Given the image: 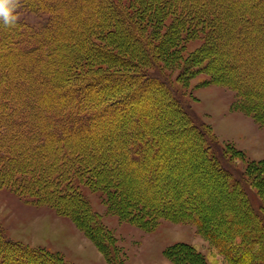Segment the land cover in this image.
Instances as JSON below:
<instances>
[{"label": "trees", "instance_id": "1", "mask_svg": "<svg viewBox=\"0 0 264 264\" xmlns=\"http://www.w3.org/2000/svg\"><path fill=\"white\" fill-rule=\"evenodd\" d=\"M16 3V22L0 21V185L72 215L111 264H120L115 238L80 193L83 185L104 191L123 219L147 229L161 218L192 222L230 260L264 264V168L257 178L254 165L238 177L223 163L212 128L157 62L177 50L168 52L166 38L147 35L151 23L169 15L175 36L204 35L186 65L202 62L212 82L236 90L238 109L264 122V0ZM23 7L47 14L46 22L25 23L18 18ZM15 58L25 71L13 72ZM181 142L190 146L189 156L199 152L215 171L222 186L217 191L229 200L213 207L199 184L174 177ZM246 184L257 191V202ZM174 257L183 264L205 260L188 243ZM0 264L72 263L13 240L0 227Z\"/></svg>", "mask_w": 264, "mask_h": 264}, {"label": "rangeland", "instance_id": "2", "mask_svg": "<svg viewBox=\"0 0 264 264\" xmlns=\"http://www.w3.org/2000/svg\"><path fill=\"white\" fill-rule=\"evenodd\" d=\"M47 16L24 7L18 14L19 19L34 27L43 25ZM173 23L174 19L169 15L160 23H151V27L147 29V35L152 32L158 39L166 38L165 41L170 42V46L162 42L165 50L178 52L175 57L163 58L157 62L165 67L176 85L184 92L182 98L186 105L202 122L212 128L209 129L211 132L208 131L213 133L212 136L220 145L215 153L219 157L223 156V163L238 177L248 173L251 165L259 166L257 171H253V178H257L262 171L261 167L264 168L259 163L264 159V122L238 109L239 98L236 90L212 82L210 72L202 69V62L186 65V58L205 42L204 35L196 33L180 37L178 34V38L175 36ZM11 63L13 72L20 73L27 68L19 58L13 59ZM180 72H183V76L178 82ZM182 134L188 136L190 133L185 130ZM176 149L177 163L181 167L174 177L185 175L189 181L199 184L213 207L223 203V199L229 200L225 193L217 191L222 188L221 179L206 165L199 152L196 155L192 152L194 155L189 156L190 146L182 142ZM182 156L184 159L179 160ZM198 158L199 164L195 166L192 162ZM246 185L252 199L257 202V191L249 184ZM80 193L113 234L115 254L120 264H183L179 258L174 257L181 243H188L195 251L201 252L205 258L204 264H238L237 259L230 260L221 253L210 233L195 223L161 218L153 229H147L134 221L121 218L111 210L106 201L107 195L101 189L83 185ZM36 199L34 195L0 185V227L6 236L22 244L54 252L72 264H111L102 246L81 226L79 220ZM222 233L221 231L220 234ZM173 245L175 247L172 248ZM111 248L112 246L108 249Z\"/></svg>", "mask_w": 264, "mask_h": 264}, {"label": "clouds", "instance_id": "3", "mask_svg": "<svg viewBox=\"0 0 264 264\" xmlns=\"http://www.w3.org/2000/svg\"><path fill=\"white\" fill-rule=\"evenodd\" d=\"M16 0H0V21L5 25H13L17 20Z\"/></svg>", "mask_w": 264, "mask_h": 264}, {"label": "bare ground", "instance_id": "4", "mask_svg": "<svg viewBox=\"0 0 264 264\" xmlns=\"http://www.w3.org/2000/svg\"><path fill=\"white\" fill-rule=\"evenodd\" d=\"M253 96V95H252ZM134 182V181H133ZM81 221H83L82 219H81Z\"/></svg>", "mask_w": 264, "mask_h": 264}]
</instances>
